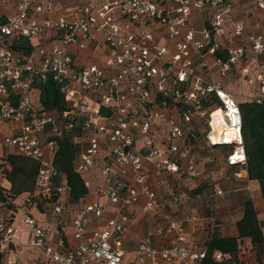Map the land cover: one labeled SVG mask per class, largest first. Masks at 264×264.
Here are the masks:
<instances>
[{
    "label": "built area",
    "instance_id": "1",
    "mask_svg": "<svg viewBox=\"0 0 264 264\" xmlns=\"http://www.w3.org/2000/svg\"><path fill=\"white\" fill-rule=\"evenodd\" d=\"M254 1L258 13L242 8L238 18L239 0H0V163L18 154L38 165L22 203L0 202V264H19L22 247L35 254L31 264H202L206 243L188 235L197 216L164 214L154 178H202L199 139L230 148L229 166L247 163L241 108L227 83L232 75L251 88L248 99L264 101V31L244 37L243 16L264 30V0ZM228 32L246 41L229 45ZM249 56L253 66L240 67ZM49 78L62 111L40 102L38 83ZM217 108L225 119L215 121ZM70 132L79 147L73 169L102 198L73 208L75 243L66 246L30 208L64 213L71 189L55 157ZM184 198L173 194L170 205ZM137 207L154 211L157 226L130 248ZM214 259L230 264L232 255L216 250Z\"/></svg>",
    "mask_w": 264,
    "mask_h": 264
},
{
    "label": "crops",
    "instance_id": "2",
    "mask_svg": "<svg viewBox=\"0 0 264 264\" xmlns=\"http://www.w3.org/2000/svg\"><path fill=\"white\" fill-rule=\"evenodd\" d=\"M239 1L240 2L237 4V8L235 11V15L238 18H242V14L240 13L242 8H247V9L251 10L252 12L258 13V10H257V7L255 5L254 0H239ZM70 4H73V3L70 2L69 5ZM59 7L61 8L62 5H60ZM193 19H194L195 25L197 26L196 23L199 22V25L202 28L205 21L202 18V16H200V14H198V12H194ZM243 20H244L245 25H246V28L244 31V37H247V35H249L250 33H259V32L264 31L263 28H256L255 27V19L252 16L251 17H244L243 16ZM226 39L228 40L229 45H233V46L236 44H241L242 41L244 40V39H238V38L234 37L231 32H228ZM245 41L246 40H244L243 42H245ZM259 59L264 60V54L260 55ZM254 63H255L254 59H252V57L249 56L248 59L244 60L243 65L240 64L239 66L240 67L245 66V65L246 66H253ZM215 77H217V75ZM230 82H235L238 86L245 88V90L248 87V86H244V85L239 84L238 82L235 81V79L232 77V75H230V77L228 78L227 89L232 93H234V92L228 88V85ZM250 93H251V88L248 87V90H246L244 92L243 97L245 99H248L247 95H249ZM203 144H204V141L202 139H199L198 147H200ZM216 148H218V147H216ZM227 155L223 157L225 163H226ZM200 158H201V156H200ZM201 160H202L203 164L206 165V168H207V173H205L206 175H204L202 178L194 179V178H189V177H181L177 174H171L168 172H162L161 174H158L154 178V182L156 184L158 194H159V199L163 205L162 206V212L164 214H171L173 216L176 215V216H180V217H182L183 215H186V214H195L197 216L198 219L196 221L188 224L189 225L188 226V235H189L190 239L192 241H194L198 247L200 245H203L204 242L206 243V246H207L211 236L215 232H219L222 236H237L238 230H237L236 222L239 219H241L243 216V209H241V211L236 215V218H235L236 221H235L234 227L232 228L228 224V221L231 218H233L234 216H232L231 214H228V215L220 214V212H222V209H221L222 205L220 203L217 202L214 204H209V205L207 204V206H206V205H204V199H203L204 195L202 193H197V194L194 193L193 190L196 189L197 187L202 186V185L206 187L205 183L207 181L205 180V177L212 178L214 175H217L218 173H220L218 166L213 164L214 159L209 158L207 160V159L201 158ZM217 163H222V161L219 162V160H218ZM239 167L241 168V171L236 172V174L238 175V177L242 183L238 184V185L241 184V186H238V188L236 190H241V189H247L248 190L247 191V195H248L247 198L252 199V201L255 205L257 215H258V218L260 220L262 230H263V234H264V199L262 197L259 181L257 179L248 178L247 170L242 166H239ZM90 179L93 183H97V178L94 175H92L90 177ZM170 182H171L172 186L169 185ZM0 184H3L6 187L11 186L10 181L5 176H3L2 174H0ZM183 185H187L188 187H190L189 189H191L192 192H186L184 189L182 190L181 187ZM168 186H170V187H168ZM33 189H34V187H33ZM218 190H222V189L216 188V190H215L216 193ZM205 191L203 193H205ZM27 192H31V191H25L24 193H22L19 196L22 197ZM222 193H223V190H222ZM173 194L174 195H176V194L182 195V196H185V198L183 200H181L180 203H176L175 205L174 204L170 205V200H171ZM198 194L200 196H197ZM212 196H216V199L218 198V195H216V194H213ZM100 198H102L101 194H99L97 192L88 191L79 200L72 201L71 191H70V194H67L64 196L65 211L63 214L58 216V218L56 216H53L52 214H50L47 210H45V208L42 206V204L40 206H37V207H31L30 211L40 221L41 224H43L47 227H50L54 230L60 231L62 234L64 245L71 246L75 243L74 226L72 225V216H73L72 210H73V208L77 207L82 202L88 203V202H91L95 199H100ZM188 199H191L195 205H193V206L190 205L188 207H185V201L187 202ZM142 202H144V200H142ZM208 207H210V208H208ZM186 208H188V209H186ZM210 209L212 211H214L215 216H213L212 212H211L212 216L207 215V213L210 212L209 211ZM156 222H157V217H156V213L154 211L144 213L140 210V207L135 208V210H134V222H133L132 228L130 230V235L128 236L129 237V240H128L129 245L128 246L130 248H135V241L134 240L138 236L151 235L156 230V226H157ZM22 248H24V247H22ZM247 248H248V250H247ZM20 249L21 248H19V250ZM242 249L244 250V252H242ZM19 250L17 251V254H16L19 264H31L32 263L31 255L34 256L35 254L27 248L24 249L23 253H20ZM3 257H5V255ZM258 257H259L258 256V245L252 243L250 238H244L241 240V244H240L238 254L236 255V257L232 255V259L229 261V263L235 264V263H239L241 261H248V262H250V264H259L260 261H259ZM261 257L263 258L264 255H262ZM164 264H166V263H164Z\"/></svg>",
    "mask_w": 264,
    "mask_h": 264
},
{
    "label": "trees",
    "instance_id": "3",
    "mask_svg": "<svg viewBox=\"0 0 264 264\" xmlns=\"http://www.w3.org/2000/svg\"><path fill=\"white\" fill-rule=\"evenodd\" d=\"M220 55L226 57V54L220 53ZM38 88L40 89V102L45 110L56 109L62 111L67 108L57 82L49 78L45 82H39ZM239 104L242 113L244 147L247 157V163L243 167L247 170L248 178L259 181L264 199V101L258 102L257 100L244 98ZM73 135L74 132H70L60 140L55 165L58 170L67 174L71 199L77 201L88 192V188L85 186L82 177L73 169L75 154L79 149L72 141ZM4 161L0 163V168L6 165V161L12 166L10 170L5 168L6 178L10 181L11 186L4 187L0 185V202H3L9 208H15L12 202L13 199L25 191L33 190L38 165L34 160L18 154H8ZM232 166L239 167L240 165ZM204 187L203 185L199 186L193 191L195 194L201 193ZM236 226L237 236H222L219 232L213 233L207 244V256L202 264H219L214 259L216 250L230 253L236 257L241 240L244 238H250L252 243L258 245L259 261L264 260V257H261L264 255V234L252 199L245 198L243 201V216L236 222Z\"/></svg>",
    "mask_w": 264,
    "mask_h": 264
},
{
    "label": "rangeland",
    "instance_id": "4",
    "mask_svg": "<svg viewBox=\"0 0 264 264\" xmlns=\"http://www.w3.org/2000/svg\"><path fill=\"white\" fill-rule=\"evenodd\" d=\"M196 24H197L196 28L200 29L201 26L199 25V22H197ZM228 88L234 92V94L237 97V100L239 102L243 101L244 92L246 90H248V87L245 90V88L238 86L235 82H230L228 85ZM218 106L220 107L221 105H218ZM7 130H8L7 126L4 125L2 128V131H7ZM197 151H198L199 155L201 156V158H203V159H207V160L209 158L214 159L213 164L217 165L218 169L220 171V173H218L217 175H214L212 178L205 177V180L207 182L205 183L206 187L204 188V191L205 190L206 191H205V193H203L204 191L201 192L204 195L203 196L204 205L207 206V204L209 205V204H214L217 202L220 203L222 205V207H221L222 212H220V214H222V215L231 214L232 216H234L233 218H231L228 221V224L233 228L235 221H236V219H235L236 215L241 211V209H243V201L245 198L248 197V195H247L248 190L247 189L236 190L238 188V186H241V184L240 185H238V184L242 183L240 181L238 175L236 174V172L241 171V168L229 166L227 163H225L223 157L231 152L230 148H226L224 146H221V147L219 146L218 148H211V147L207 146L205 143V145L203 144L200 147H198ZM218 160H219V162L222 161V163H217ZM11 168H12V166H11ZM206 173H207V168H206ZM169 185H171V182ZM168 187H170V186H168ZM181 188H182V190L184 189L186 192H192V190L189 189L190 187H188L187 185H183ZM216 188H221L223 190V193L220 195L217 194L215 191ZM213 194L218 195V198L216 199V196H212ZM17 201L19 203H22L21 196L17 197ZM190 205H192V206L195 205L191 199H188L187 202L185 201V207H188ZM208 208H210V207H208ZM186 209H188V208H186ZM209 211L210 212L207 213V215L212 216V214H213V216H215L214 211H212L211 209ZM211 212H212V214H211ZM24 249L25 248H21L19 250V252L23 253ZM247 250H248V248H247ZM242 252H244L243 249H242ZM31 257L33 258V255H31Z\"/></svg>",
    "mask_w": 264,
    "mask_h": 264
},
{
    "label": "bare ground",
    "instance_id": "5",
    "mask_svg": "<svg viewBox=\"0 0 264 264\" xmlns=\"http://www.w3.org/2000/svg\"><path fill=\"white\" fill-rule=\"evenodd\" d=\"M221 119H225V114L221 108H217V110L215 111V121L221 120ZM226 135L229 139L232 138L234 135V132L230 126L226 127Z\"/></svg>",
    "mask_w": 264,
    "mask_h": 264
}]
</instances>
